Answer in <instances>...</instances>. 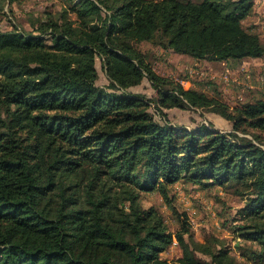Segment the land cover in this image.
Returning a JSON list of instances; mask_svg holds the SVG:
<instances>
[{
	"label": "trees",
	"instance_id": "1",
	"mask_svg": "<svg viewBox=\"0 0 264 264\" xmlns=\"http://www.w3.org/2000/svg\"><path fill=\"white\" fill-rule=\"evenodd\" d=\"M255 2L64 0L31 21L36 32L0 30V264H250L224 239L197 240L187 214L174 209L173 232L142 204L153 190L173 206L178 181L232 187L240 207L223 224L264 260V91L231 106L161 75L139 48L264 58L245 24ZM97 58L117 90L97 84ZM144 79L156 99L130 90ZM153 103L204 108L232 129L175 125ZM175 239L181 254L169 260Z\"/></svg>",
	"mask_w": 264,
	"mask_h": 264
},
{
	"label": "rangeland",
	"instance_id": "2",
	"mask_svg": "<svg viewBox=\"0 0 264 264\" xmlns=\"http://www.w3.org/2000/svg\"><path fill=\"white\" fill-rule=\"evenodd\" d=\"M63 4L64 0H6L0 11V30L19 26L36 32L31 21L34 18H44L47 13L61 11ZM254 15H256L255 20L246 22V25L256 27L264 40V0H256ZM139 48L147 53L153 68L161 75L175 78L185 88L201 89L210 96L221 98L231 106L253 100L264 91V80L261 79L264 77V58L245 60L230 67L208 66L198 65L187 55L163 50L153 44L140 43ZM96 65L99 73L97 84L110 90H117V85L108 78L102 67L100 58H97ZM130 90L146 99L154 100L158 96L156 89L148 79H144L140 85ZM158 107L155 103L152 104L156 118L164 119L166 116L165 118L175 125L193 128L206 124L221 131L232 129V123L229 120L204 108L164 107L159 108L158 111ZM196 187L190 186L176 192L173 190V206L166 203L159 192L153 190L142 194V204L146 207L151 205L157 207L173 232L181 228L180 219L174 213L176 209L177 213L188 215L193 235L197 240L224 239L230 252L241 261L250 264H264V260L255 258L256 254L250 244H236L239 239L229 225L223 224L224 221L231 223L232 219L238 215L240 200L232 193L233 188L209 191ZM233 225L236 224L233 222ZM180 251V245L175 239L162 254L172 260L177 258Z\"/></svg>",
	"mask_w": 264,
	"mask_h": 264
},
{
	"label": "crops",
	"instance_id": "3",
	"mask_svg": "<svg viewBox=\"0 0 264 264\" xmlns=\"http://www.w3.org/2000/svg\"><path fill=\"white\" fill-rule=\"evenodd\" d=\"M197 1V0H196ZM255 14V11L253 14L249 15L246 20H245V24L246 22L250 21V20H255V17L256 15ZM254 22V21H252ZM255 23V22H254ZM256 24V23H255ZM247 26H250V25H247ZM256 28V27H255ZM256 31H258V29L256 28ZM260 33V32H259ZM261 37H262V34L260 33ZM164 50V49H163ZM178 54V53H176ZM183 55V54H181ZM188 56V55H187ZM190 58H192L193 60H195L196 63H198V65H201V64H204V65H208V66H211V65H214V66H217V65H222V66H227V67H230V66H236L237 64H240L242 63L243 61H248V60H255L253 57H246V58H243V59H240V60H231V61H209V60H198L196 58H193L191 56H189ZM256 58V57H255ZM262 80H264V77H261ZM191 183H188V182H185V181H178L176 183H174V185H172L173 187V190L176 192L182 188H188L190 186H197L196 188H200L199 185H190ZM203 189V188H202ZM223 188L219 185H214V186H211V187H206L204 188V190H209V191H221ZM181 254V251L180 253L178 254L177 257H179ZM163 256V254H162ZM164 257V256H163ZM166 258V257H165Z\"/></svg>",
	"mask_w": 264,
	"mask_h": 264
}]
</instances>
